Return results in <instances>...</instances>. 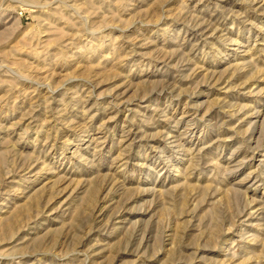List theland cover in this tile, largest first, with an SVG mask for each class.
I'll return each instance as SVG.
<instances>
[{"label":"rangeland","instance_id":"rangeland-1","mask_svg":"<svg viewBox=\"0 0 264 264\" xmlns=\"http://www.w3.org/2000/svg\"><path fill=\"white\" fill-rule=\"evenodd\" d=\"M0 264H264V0H0Z\"/></svg>","mask_w":264,"mask_h":264}]
</instances>
